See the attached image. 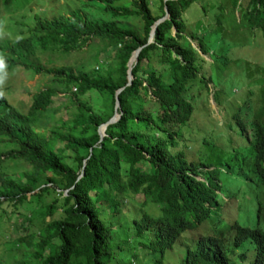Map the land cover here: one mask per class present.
I'll list each match as a JSON object with an SVG mask.
<instances>
[{"label":"trees","instance_id":"16d2710c","mask_svg":"<svg viewBox=\"0 0 264 264\" xmlns=\"http://www.w3.org/2000/svg\"><path fill=\"white\" fill-rule=\"evenodd\" d=\"M88 1L107 15L92 20L75 7L68 15L58 12L41 20L33 12V25L26 29L29 35L0 42V55L6 56L9 67L17 64L46 76V84L30 94L23 113L1 100L6 108L0 106L4 144L0 209L4 212L3 203L14 207L32 200L39 203L49 189L60 193L24 216L27 222L38 216L37 227L29 235L7 241L4 246L13 253L0 264H110L111 259L113 264L119 259L118 264H162L165 251L178 237L184 250L177 264H264V234L255 225L220 218L230 210L223 200L228 195L222 175L239 172L253 158L250 152L233 149V134L238 131L254 146L255 157L264 154V59L254 65L253 80L244 68L247 84L232 96L223 90L221 78L213 81L201 68L211 61L202 57L206 53L218 59L219 67L235 59L210 51L201 32L190 30L187 38L186 10L195 0ZM27 2L0 0V8L24 17ZM228 5L235 8L239 26L249 32L256 29L264 37V0H220L208 5L211 8L201 4L203 15L206 9L212 11L205 25L219 26ZM164 7L167 16L156 24L147 42L151 25L164 15ZM119 14L139 17L141 32L114 23ZM259 32L255 34L260 36ZM93 38L104 42L100 50L104 67L80 70L52 63L50 55H46L48 66L38 61V53H67ZM137 47L126 83V61ZM258 82L261 102L252 109L254 89L249 85ZM119 87L115 108L119 115L105 125L99 139L98 127L112 115ZM210 93L223 109L227 130L186 134L193 114L200 109L205 113ZM58 141L62 144L55 147ZM10 162L25 164L14 175L5 170ZM135 195H139V216L126 222L118 237L134 244L125 256L115 238L113 244L109 241L111 232L118 230L111 226L110 217L120 212L123 199ZM100 208L107 214L106 221ZM57 210L60 215L54 216Z\"/></svg>","mask_w":264,"mask_h":264},{"label":"rangeland","instance_id":"374dc122","mask_svg":"<svg viewBox=\"0 0 264 264\" xmlns=\"http://www.w3.org/2000/svg\"><path fill=\"white\" fill-rule=\"evenodd\" d=\"M219 1L220 0H195V2L189 6V9L186 10L187 13L185 16H187L189 20L186 23L185 31L188 39H190V36L188 35L190 30H195L199 33L201 32V36L202 38H205V43L208 44L210 51H220L224 55L235 59L236 64L231 62L226 66L219 67L218 59L216 58L217 61L214 60L213 57L211 59V57L206 53L203 54L202 57L205 60L211 61L208 64L203 62V67L201 68V72L204 74L206 72L209 73L213 81L217 82V80L221 78L223 83L221 82V79L220 82L224 85L223 90L225 92H229L232 96H235L236 94L241 93V90H243L247 84L246 80L248 77L245 74V69L249 70L251 75L250 78H252V80L255 78L254 65L261 63V60L264 59V37L256 29L249 32L247 28L245 29L239 26L238 23L235 22L236 17L234 19L236 10L230 5L223 9V15L219 26L215 25L211 28L207 27L205 22L207 21L206 19L211 16L212 11H208L209 9H206L207 12L203 15V11L199 8V6L201 4H204L205 6L215 5ZM85 3L86 0H28L25 4L28 6L23 8L26 12L24 17H22L19 12L7 14L14 10L10 11L6 8H0V13H2L3 16V19L0 22V42H3L4 40H12L21 34L23 36H27L29 34L26 32L27 27L33 25V14V17L35 18L37 16L41 20H49L56 16L58 12L65 14L68 13L70 9L75 7H79L90 14H94V8L90 5H85ZM153 3H156V0H153ZM208 7L211 8L213 6ZM152 11L155 12L153 7ZM116 20L119 24H122V26L125 25L136 28L137 31L141 32V20L135 15L131 17H120ZM19 21H23V23L19 24ZM211 24H213V22ZM255 32H259L260 36L259 34H255ZM103 44L104 42H101V40L99 41L95 39L94 41L83 44L79 48L71 49L67 53L60 54V56L55 52L47 53V51H44L46 54L38 53L37 57L39 59H37L41 64L46 66H48L46 55H50V59L51 56L53 57L52 63H66L80 70H87L95 66L104 67L102 64V62L104 63V55L100 51ZM191 44L193 46L197 45L195 39H191ZM236 53L240 56H235ZM246 62H249V64L245 65ZM240 65L244 66L237 67ZM249 65H251L252 69H249ZM40 75L41 74L34 73L30 70L22 69L17 78L11 84L9 90L12 92V97H10V95L8 96L11 98L10 100L12 103L13 101L16 103L19 110L24 112L29 104L31 98L30 94L34 92L37 87H41L46 84V76ZM260 85L261 84L259 82L255 85H249L250 88L254 89V93L251 95L253 102L252 104H249L252 109H256V103L261 102V97H259ZM232 86L234 87L233 91L230 90ZM194 92L195 90H192V93ZM207 97H209V99H207V103L205 105V113H203L202 109H200V112H195V114H193L191 120L186 126V134L192 136L195 133L202 131V129L210 130L212 128L215 130H217V128L219 130H227L225 125L226 119H224L222 107L217 106L213 102L211 99V93ZM239 97L241 98L240 95ZM82 98L86 99V96H82ZM93 104L94 107L97 106L96 101H93ZM198 105H200V103H198ZM17 106L15 107L17 108ZM207 112L208 115H211L210 118L208 115L206 118H202ZM60 114L65 117V112L63 110ZM234 137L235 134H233V139ZM61 144V141H58L55 143V147H59ZM3 148L4 144L0 142V150ZM237 149L240 152L245 151V148L241 146V144H239ZM24 164V162H10L6 166L5 170L10 174L16 175L17 171H20L22 165ZM13 165L15 166V169L13 168ZM222 176H224L221 177V179L224 182L226 194H232L235 199L238 200L236 203L239 206L234 213V219L240 223H249L264 229V216H259L256 212L257 204H260L264 213L263 189L244 182L241 177L234 174H226ZM56 191H58V189ZM56 191L49 189L47 193L42 195V199L39 203L32 200L31 202L18 203L16 207L10 205L9 203L2 204L4 212L0 209V261L7 263L8 258H10V255L13 253L12 250L6 249L4 246L7 241L13 240L16 236L29 235L31 231L36 229L39 222L38 216L36 219H32L28 222L24 216H27L31 210H36L39 204L48 203L54 196L60 194ZM138 198L139 195H135L133 199H123V203L120 205V212L110 217L112 222L111 226L114 229L117 228L118 230L116 232H111V238L109 241L113 244L115 238L119 242V245L121 246L120 248L122 249L119 252L123 253L122 255L125 256H128L130 251H132L134 244L130 240L124 241L118 237H120L124 231V224L126 222L130 223L132 218L139 216V205L136 203ZM98 204L99 203H97V205ZM99 213L106 221L107 214L102 211L101 208L99 209ZM231 213H233V210H231ZM53 215H60V211H55ZM227 216L228 213L226 216L224 215V217ZM47 218L48 217L46 216L45 219ZM188 231L189 230H187V232ZM183 234H185V232ZM194 236L195 235H193V237ZM178 239L179 237L173 242L171 247L165 251L162 264H177L176 259L182 256L184 250V244H181ZM130 246L132 247L130 248ZM118 261L120 262L121 259ZM110 264H113L112 259Z\"/></svg>","mask_w":264,"mask_h":264},{"label":"clouds","instance_id":"9594fccd","mask_svg":"<svg viewBox=\"0 0 264 264\" xmlns=\"http://www.w3.org/2000/svg\"><path fill=\"white\" fill-rule=\"evenodd\" d=\"M86 2L87 3H85V5L92 6L94 8L95 13L90 14L89 12H87L85 10H81V11L85 12L89 16L90 19L94 20L96 18H103L107 15V13L102 10V8L94 7V5H93L94 3H91L88 0H86ZM97 5H100V4H97ZM65 15H68V13H65ZM123 15L124 14H119L118 16H114L113 22L116 23L118 26L124 27V26H122V24H119L116 20L117 18L123 17ZM95 39L100 41V39H98V38H93L91 41H94ZM55 42H60V41L56 40ZM86 43H88V42H86ZM62 54H64V53H62ZM57 55L60 56L59 52L57 53ZM5 57L6 56L3 53H2V55H0V106L3 108H6L5 105L1 102V100H4L8 104H10L12 107L17 109L19 112L23 113V111L18 109L19 107L16 105V103L14 101H13V103L11 102L10 97H12V92L9 90L11 87V84L17 78L18 74L21 72L22 69L17 68V64L9 67L8 61H7V59H5ZM8 95H10V97ZM15 106H17V108ZM246 133L248 135H250V133H251V128H248V126L246 129ZM234 134H235V137H234L233 143L231 145L233 147V149L238 150L237 148H238L239 144H241V146H243L245 148V151H244L245 153H248L249 155H250V153L253 154V158L250 161V163L247 166L243 165L241 167L242 169L239 170V172L234 173V175L241 177L244 180V182L250 183L257 188L261 187L264 191V154L255 157L256 151H255L254 146H250L248 141L246 140V138L243 135H239L238 131L235 132ZM263 149H264V145H263ZM226 195H228V196H224L223 200L225 201V204H227L230 207V210L228 212V216L225 218L228 221L231 219H232L231 221H233V220H235L234 219V213H235L237 207L239 206L236 203L238 200H236L232 194H226ZM221 208L223 210V206ZM231 210H233V213H231ZM219 211H221V209H219ZM256 212L259 216H264V213L261 209L260 204H257ZM221 217H224L223 213H221L220 218ZM253 227H255L257 230H259L261 233L264 234V229H261L258 226H253Z\"/></svg>","mask_w":264,"mask_h":264},{"label":"water","instance_id":"95a60500","mask_svg":"<svg viewBox=\"0 0 264 264\" xmlns=\"http://www.w3.org/2000/svg\"><path fill=\"white\" fill-rule=\"evenodd\" d=\"M164 10H165V13L163 16L157 18L153 24L151 25V28L149 30V33H148V36H147V42L151 41L152 40V36H153V32H154V29H155V26L156 24L162 20L163 18H165L167 16V11H166V8L164 7ZM139 47L135 48L129 55L127 61H126V66H127V82L126 83H129L130 79H131V73H130V69H131V65L136 57V54H137V51H138ZM119 89H121V87H119L118 89H116L115 91V95H114V111L112 113V115L103 123H101L98 127V134H99V139H101L102 135L104 134V128H105V125L109 122H113L117 119L119 113L116 112L115 108L118 106V101H117V92L119 91ZM103 126L102 130L100 129V126ZM84 166V161L82 162V165L81 167L83 168ZM82 174V170L80 171V173L78 174L77 178Z\"/></svg>","mask_w":264,"mask_h":264}]
</instances>
